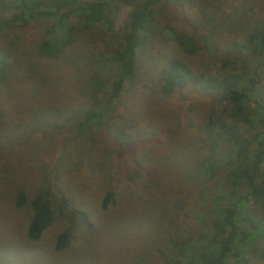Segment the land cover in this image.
I'll use <instances>...</instances> for the list:
<instances>
[{
    "label": "rangeland",
    "instance_id": "374dc122",
    "mask_svg": "<svg viewBox=\"0 0 264 264\" xmlns=\"http://www.w3.org/2000/svg\"><path fill=\"white\" fill-rule=\"evenodd\" d=\"M113 7L110 33L90 36L93 44H74L56 59L35 56L37 63L47 72H63L78 56L75 66L82 69L87 63L91 70L95 57L122 41L131 5L119 1ZM2 14L6 17L9 12ZM154 18L156 36L138 53L134 86L111 106L104 103L106 94H99L107 116L100 130L77 135L64 128L42 129L39 122L47 119L50 123L52 118L35 107L13 109L9 119H0V126H9L1 132L14 131L12 138L18 137L6 146L4 154L8 156L0 152V177H7L0 179V264H162L164 257L178 261L198 248L200 236L210 228L205 224L204 208L224 191V172L219 170L209 179L179 178L182 171H190L188 165L192 164L185 158H194L197 142L195 129L184 131V122L194 114L199 125L211 102L214 106L221 102L194 80L168 96L156 95L145 86L155 87L152 79L169 59L182 61L193 76L202 79L216 76L226 59L230 67L242 66L247 75L255 73L257 58L239 53L231 45L245 42L254 27L264 25V0H159ZM50 21L38 18L0 31V53L8 49L11 57L21 60L25 54L28 59V52H34ZM187 33L198 44L192 54L175 39ZM9 42L16 46L12 49ZM20 62L27 64L26 60ZM256 71L260 80L250 90L252 100L264 99V65ZM33 78L37 86L40 78ZM73 94L80 101L86 99L84 93ZM31 102L28 97L26 106ZM127 112L129 124L125 125L118 115ZM249 120L253 132L256 120L253 116ZM153 155L157 163L150 162ZM262 166L264 170V163ZM18 191L25 197L21 206L16 204ZM39 191L50 192L53 219L40 237L31 241L27 237L29 202ZM109 191L113 196L103 207ZM252 209L256 207L251 205ZM60 233L67 239L65 246L57 249ZM257 245L263 247L264 240ZM248 258L245 264H264L257 254ZM231 262L240 264L236 258Z\"/></svg>",
    "mask_w": 264,
    "mask_h": 264
},
{
    "label": "trees",
    "instance_id": "16d2710c",
    "mask_svg": "<svg viewBox=\"0 0 264 264\" xmlns=\"http://www.w3.org/2000/svg\"><path fill=\"white\" fill-rule=\"evenodd\" d=\"M119 1L131 5L122 41L95 57L91 70L87 63L82 69L75 66L78 56L73 58L74 62H70L72 67L63 72H47L37 63L35 56L39 60L56 59L74 44H93L94 40L90 36L110 33L114 21L113 5ZM158 2L159 0H0V31L30 20L51 18L44 35L34 45V52H28V59L23 55L21 60H26L25 66L21 64V60L11 57L10 50L5 49L0 53V119H9L8 115L11 116L13 109L35 107L40 108L36 110L38 113L46 112L52 118L50 123L46 122L47 119L39 122L42 129L64 128L68 130L66 133L73 132L77 135H83L93 128L100 130L105 125L107 116L101 107L103 101L99 94H106L104 103L111 106L125 90L134 86L139 72L138 53L140 55L146 44L156 36L153 26ZM4 12H9V15L4 17ZM257 26L247 34L245 42L231 45L239 53L247 52L257 58L255 73L252 75H247L242 66L230 67L231 63L226 59L222 60V69L216 76L202 79L193 76L190 68L182 61L169 59L156 73V79H152L155 87H148V84L145 86L156 95L160 93L168 96L176 88L194 80L205 93L221 102L219 106L211 105V102L199 125L193 118L194 114L187 116L184 131L191 132L195 129L193 135L197 142L194 158L184 157L188 164H192L188 165L190 171H182L184 174L179 178L209 179L207 177L223 170L224 191L204 208L205 224H209L210 228L200 236L198 248L190 256L178 261H170L168 257H164L162 264H232L233 258L238 259L240 264H245L252 254H257L264 261V246L260 248L257 245L258 241L264 240V99L258 97L252 100L250 97V90L260 80L256 69L264 65V25ZM175 39L186 53L192 54L198 49L194 37L188 33L176 36ZM10 44L12 49L16 46L12 42L7 45ZM64 61L68 62L66 59ZM226 66L230 69L224 70ZM33 76L40 78L37 86H34ZM75 92L84 93L86 99H75ZM28 97L32 102L26 106ZM124 109L130 111L128 105ZM128 112L125 116L118 115L119 122L123 119L125 125L129 124ZM250 116L256 120L253 132L249 130ZM1 126L0 152L3 155L6 146L18 137L12 138L14 131L3 134L1 131L9 126L4 123ZM106 126L109 132L111 128ZM118 127L123 129V126ZM150 162L157 163L158 160L153 155ZM44 166L43 164V168ZM57 176L59 177V172ZM1 178L7 177L2 174ZM112 194L111 191L107 192L102 200L103 207ZM24 203V194L18 191L16 204L21 206ZM52 203L50 192L39 191L30 200L31 214L27 223L29 240L36 241L51 223L54 211ZM251 205L256 210H250ZM66 239L67 235L60 233L55 247L61 249L65 246Z\"/></svg>",
    "mask_w": 264,
    "mask_h": 264
}]
</instances>
